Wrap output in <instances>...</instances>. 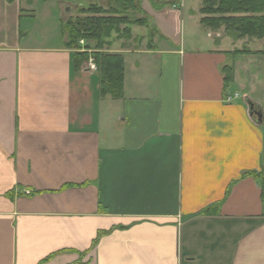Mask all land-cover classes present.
I'll use <instances>...</instances> for the list:
<instances>
[{"label": "crops", "instance_id": "0c3cea01", "mask_svg": "<svg viewBox=\"0 0 264 264\" xmlns=\"http://www.w3.org/2000/svg\"><path fill=\"white\" fill-rule=\"evenodd\" d=\"M84 6L47 8L60 31L36 44V0H0V264H264L258 55L231 54L202 0H140L149 24L111 37L124 97L102 98L61 28Z\"/></svg>", "mask_w": 264, "mask_h": 264}, {"label": "trees", "instance_id": "16d2710c", "mask_svg": "<svg viewBox=\"0 0 264 264\" xmlns=\"http://www.w3.org/2000/svg\"><path fill=\"white\" fill-rule=\"evenodd\" d=\"M112 3L113 5L111 4L112 6L108 8L98 4L81 8L80 13L87 15L79 14L73 19L70 17L62 23L61 28L68 36L66 46L76 49L74 53L76 70L81 69L84 63L93 58L100 75V96L121 99L124 97V56L121 53L104 52L102 49L109 44L106 39L113 31H119L123 25H148L149 20L132 19L129 14L140 10L139 0H114ZM200 11L204 15L201 22L213 30L224 27L228 31L237 33L239 38H264V0H202ZM125 30L130 32L128 27ZM154 33L155 30L151 28V37ZM82 38L96 41L93 51L89 52L88 49L92 48L90 45L86 46V50H80L78 41ZM233 54L264 55V49L260 51L238 49ZM222 72L224 73V89H227L234 81V68L231 65H225ZM258 177L261 178L264 200V172ZM104 233H99L98 237ZM96 242L97 240L94 241V245Z\"/></svg>", "mask_w": 264, "mask_h": 264}, {"label": "rangeland", "instance_id": "374dc122", "mask_svg": "<svg viewBox=\"0 0 264 264\" xmlns=\"http://www.w3.org/2000/svg\"><path fill=\"white\" fill-rule=\"evenodd\" d=\"M46 1H48V0H46ZM49 1H50L49 4H46V6H43L42 0H36V5L40 8V10H43V12L40 13V18H39L40 21L33 27V30L31 32V39L30 40L32 42H36V44L48 43L49 41H50V43H48V44H51L52 41H55V39H52L51 37H57L58 32L60 31L59 20L56 19L54 16H51V17L45 16V13L47 12V8H49V7L52 10H57L59 7V4L63 0H49ZM83 1L85 2V5H86L84 7H88L91 3L92 4L97 3L98 5H100V6L102 5V7H105V8L111 7L113 5L112 2H114V0H112V1L111 0H83ZM139 4H140V0H139ZM41 7H42V9H41ZM84 7H81V8H84ZM138 13H140L139 10L136 12H130L129 14L131 15L132 19L144 17V16L141 17V15L139 16ZM78 14H80L81 16L87 15V14L80 13V11H78ZM54 15H55V13H54ZM75 17L76 16H73L72 19ZM69 18L70 17H68L67 20ZM131 25L135 26L134 24H131ZM124 26L125 25H123L120 28V31H118L117 34L114 33V31L112 32L111 36L106 39L109 42V44L107 46H105L104 49H102V51L109 52V53H117V52L113 51V48H111L112 47L111 46V42H112L111 39L112 38H114V39H121V38L130 39L132 37L131 32H127L125 30L126 27H124ZM141 26H143V25H141ZM135 31L144 32V33L147 32L146 27L140 28V26L135 27ZM214 31L219 32V35L221 36V38H223L227 41V44H228L227 48H229L231 50L230 51L231 54H233L234 51H236L238 49H250L252 51H260V50L264 49V38L263 39L251 38V37L239 38L237 33H235L232 30L228 31L224 27H222L219 30H214ZM45 35H48L49 39L44 38ZM80 40H84V45H82V46L80 45V48H81L80 50H83V49L86 50L87 45H90V47H93L96 45V41H91V40L88 41V40L83 39V38ZM79 41H78V43H79ZM88 50H90V49H88ZM89 52H91V51H89ZM233 55H235V54H233ZM252 55H258L254 58L255 60L253 61V63L251 65H252L254 71H256L258 73L260 80H262V82L264 83V55H262V54H252ZM254 97L262 98L263 104H264V85L258 86V88L256 89V93L254 94Z\"/></svg>", "mask_w": 264, "mask_h": 264}, {"label": "water", "instance_id": "95a60500", "mask_svg": "<svg viewBox=\"0 0 264 264\" xmlns=\"http://www.w3.org/2000/svg\"><path fill=\"white\" fill-rule=\"evenodd\" d=\"M254 103L253 102H250V109L253 110L254 109ZM253 114H255L258 118V122L261 123L262 122V118H263V112L261 109H258V110H255L253 112Z\"/></svg>", "mask_w": 264, "mask_h": 264}, {"label": "built area", "instance_id": "2783aa9c", "mask_svg": "<svg viewBox=\"0 0 264 264\" xmlns=\"http://www.w3.org/2000/svg\"><path fill=\"white\" fill-rule=\"evenodd\" d=\"M79 45H81V46L84 45V40H80L79 41ZM83 50H85V49H83ZM88 68L89 69H92V70H96L97 69V66H96L93 58H90L89 59V61H88ZM27 193H29V191H27Z\"/></svg>", "mask_w": 264, "mask_h": 264}]
</instances>
